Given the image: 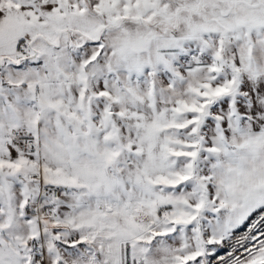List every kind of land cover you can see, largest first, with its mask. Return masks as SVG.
<instances>
[{
	"label": "snow or ice",
	"instance_id": "snow-or-ice-1",
	"mask_svg": "<svg viewBox=\"0 0 264 264\" xmlns=\"http://www.w3.org/2000/svg\"><path fill=\"white\" fill-rule=\"evenodd\" d=\"M0 264H264V0H0Z\"/></svg>",
	"mask_w": 264,
	"mask_h": 264
}]
</instances>
